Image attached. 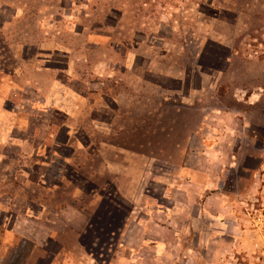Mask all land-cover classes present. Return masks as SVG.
<instances>
[{"label":"rangeland","instance_id":"1","mask_svg":"<svg viewBox=\"0 0 264 264\" xmlns=\"http://www.w3.org/2000/svg\"><path fill=\"white\" fill-rule=\"evenodd\" d=\"M0 71L29 143L0 146V264H104L130 216L112 203L162 193L147 166L264 126V0H0ZM248 196L264 243V182Z\"/></svg>","mask_w":264,"mask_h":264},{"label":"crops","instance_id":"2","mask_svg":"<svg viewBox=\"0 0 264 264\" xmlns=\"http://www.w3.org/2000/svg\"><path fill=\"white\" fill-rule=\"evenodd\" d=\"M9 78L0 71V146L15 148L21 156L29 143L20 136L17 88ZM57 91L56 84L51 90L55 104L71 106L73 93L65 89L57 98ZM263 96L254 92L249 99L256 103ZM234 114L215 109L210 116L227 130L235 118L242 121ZM255 129L264 139V126L245 125L232 147L228 138L233 136L222 133L210 148L190 151L194 161L185 158L178 164L157 161L147 166L146 180L161 186L162 193L156 198L147 191L143 197L136 192L124 200L130 216L120 225L112 260L104 264H235L238 253L255 263L257 254L264 253L263 233L260 227L256 232L251 229L244 210L253 198L248 192L259 190L264 182L263 141ZM157 164L162 171H157ZM139 183H133L136 189Z\"/></svg>","mask_w":264,"mask_h":264},{"label":"trees","instance_id":"3","mask_svg":"<svg viewBox=\"0 0 264 264\" xmlns=\"http://www.w3.org/2000/svg\"><path fill=\"white\" fill-rule=\"evenodd\" d=\"M114 191L116 192V189H114ZM64 193V192H63ZM62 193V194H63ZM113 201L115 200V199H112ZM125 204H128V203H126V202H124V200H122V199H119L118 198V200H115L113 203H112V207L113 208H116L117 210H120V208L122 207V206H128V205H125ZM82 216H80L79 218H81ZM84 220H88V218L87 219H84ZM51 230H53V229H51ZM50 230V231H51Z\"/></svg>","mask_w":264,"mask_h":264},{"label":"built area","instance_id":"4","mask_svg":"<svg viewBox=\"0 0 264 264\" xmlns=\"http://www.w3.org/2000/svg\"><path fill=\"white\" fill-rule=\"evenodd\" d=\"M256 260H257V262H255V263H253V264H264V261H261L260 256H258V257L256 258ZM240 264H241V263H240Z\"/></svg>","mask_w":264,"mask_h":264}]
</instances>
